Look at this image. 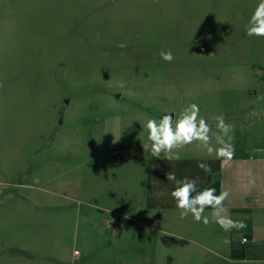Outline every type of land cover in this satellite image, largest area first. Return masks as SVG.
<instances>
[{"label":"rangeland","instance_id":"rangeland-1","mask_svg":"<svg viewBox=\"0 0 264 264\" xmlns=\"http://www.w3.org/2000/svg\"><path fill=\"white\" fill-rule=\"evenodd\" d=\"M258 2L0 0V264H228L258 220L241 234L149 208L144 125L196 103L213 133L233 125L235 155L264 146Z\"/></svg>","mask_w":264,"mask_h":264},{"label":"clouds","instance_id":"clouds-1","mask_svg":"<svg viewBox=\"0 0 264 264\" xmlns=\"http://www.w3.org/2000/svg\"><path fill=\"white\" fill-rule=\"evenodd\" d=\"M246 35L264 38V0H259L254 8L246 25ZM118 46L127 47L126 43ZM160 56L168 63L175 59L171 50H162ZM214 120L216 133H213L211 125L201 116L200 106L196 103L182 108L178 116L175 112H165L158 118H149L144 125L148 142L142 144V148L154 158L160 159L163 155L164 159L171 161L180 159L178 150L196 144L209 155L214 154L217 159L230 162L235 156V144L232 142L234 137L231 134L233 125L226 121L223 114L217 115ZM213 137L218 146H213ZM197 166L206 173L211 172V167L206 163H198ZM166 179L175 185L171 197L179 210L180 219H186L190 215L194 222L208 226L211 221L209 216L205 215V210L210 208L215 223L223 231H239L247 227L243 220L232 219L225 207V201L230 198L229 191L221 190L217 194L215 187L198 189L196 179H177L173 172L166 173ZM250 182L255 183L254 180ZM225 243L230 241L226 240Z\"/></svg>","mask_w":264,"mask_h":264},{"label":"crops","instance_id":"crops-1","mask_svg":"<svg viewBox=\"0 0 264 264\" xmlns=\"http://www.w3.org/2000/svg\"><path fill=\"white\" fill-rule=\"evenodd\" d=\"M220 180L221 190L230 192V198L225 201V207L229 210L231 218L244 222L248 217L258 220L257 225L254 224L249 229L239 230L243 234V231L247 229L249 239L244 242L243 239L247 237L236 236L232 244L231 257H225V261L228 264H264V146L260 143L253 144L251 148L245 147L242 152L235 155L232 161L228 163L222 161ZM251 180H254L255 183H251ZM206 210L209 213L210 221L215 223V218L211 215L212 210ZM123 212L124 220L142 223L130 211ZM235 231L237 232V230ZM126 232L130 234L127 228Z\"/></svg>","mask_w":264,"mask_h":264},{"label":"trees","instance_id":"trees-1","mask_svg":"<svg viewBox=\"0 0 264 264\" xmlns=\"http://www.w3.org/2000/svg\"><path fill=\"white\" fill-rule=\"evenodd\" d=\"M206 163L211 167V172L206 173L197 165ZM222 168L221 159H152L149 163L148 174V196L147 206L149 208L176 209L175 202L171 197L174 183L166 179V173H175L177 179L188 177L197 180L198 189L215 187L217 194L221 191L220 172ZM210 209V208H209ZM211 210V209H210ZM124 226L129 230H138L142 233V225L124 220ZM138 225V226H137ZM248 240V239H247Z\"/></svg>","mask_w":264,"mask_h":264},{"label":"built area","instance_id":"built-area-1","mask_svg":"<svg viewBox=\"0 0 264 264\" xmlns=\"http://www.w3.org/2000/svg\"><path fill=\"white\" fill-rule=\"evenodd\" d=\"M115 156H118V154H117V153H115ZM119 227H120L119 223H116V224H114V225H113V229H114V230H117V229H119ZM243 241H244V242H246V241H247V239H246V238H244V239H243Z\"/></svg>","mask_w":264,"mask_h":264}]
</instances>
